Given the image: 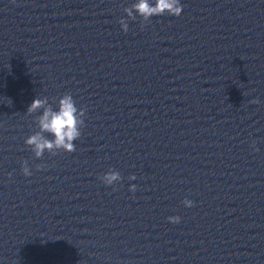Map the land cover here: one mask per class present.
Wrapping results in <instances>:
<instances>
[{
	"label": "clouds",
	"instance_id": "obj_1",
	"mask_svg": "<svg viewBox=\"0 0 264 264\" xmlns=\"http://www.w3.org/2000/svg\"><path fill=\"white\" fill-rule=\"evenodd\" d=\"M182 7L180 0H137L132 5V8H125L124 12L127 19L135 20L138 15L143 22H148L151 17L162 16L165 13L178 17L182 13ZM127 19L121 18L119 20L124 32L128 31ZM258 102L255 99L251 101V103ZM41 110L42 114L37 115L38 118L36 120L39 130L29 135L25 140V144L31 148L34 157L41 158L46 151L53 155L60 151L74 152V141L80 138V129L84 125L85 109H78L72 95L64 94L58 100V110H54L52 105L48 103L47 97H44L35 98L29 105L27 113L31 115L40 113ZM45 133L52 138L49 139ZM21 167L25 176L32 175L27 161L23 162ZM100 179L105 185L111 186L121 181L122 177L118 171L109 170ZM129 179L135 180L136 177L132 175ZM129 190L135 192L136 185H130ZM182 203L185 207H192L194 202L185 198ZM168 220L175 224L180 222L181 217L170 216Z\"/></svg>",
	"mask_w": 264,
	"mask_h": 264
}]
</instances>
